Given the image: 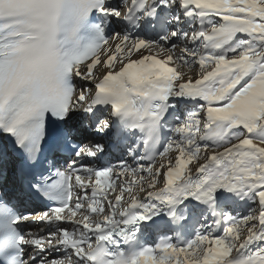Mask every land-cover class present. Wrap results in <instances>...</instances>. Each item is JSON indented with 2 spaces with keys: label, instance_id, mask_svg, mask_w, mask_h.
<instances>
[{
  "label": "snow or ice",
  "instance_id": "snow-or-ice-1",
  "mask_svg": "<svg viewBox=\"0 0 264 264\" xmlns=\"http://www.w3.org/2000/svg\"><path fill=\"white\" fill-rule=\"evenodd\" d=\"M0 264H264V0H0Z\"/></svg>",
  "mask_w": 264,
  "mask_h": 264
},
{
  "label": "bare ground",
  "instance_id": "bare-ground-1",
  "mask_svg": "<svg viewBox=\"0 0 264 264\" xmlns=\"http://www.w3.org/2000/svg\"><path fill=\"white\" fill-rule=\"evenodd\" d=\"M178 51V50H177ZM238 211H243L244 210V208L242 207V206H240V207H238V209H237ZM246 210V209H245Z\"/></svg>",
  "mask_w": 264,
  "mask_h": 264
},
{
  "label": "rangeland",
  "instance_id": "rangeland-1",
  "mask_svg": "<svg viewBox=\"0 0 264 264\" xmlns=\"http://www.w3.org/2000/svg\"><path fill=\"white\" fill-rule=\"evenodd\" d=\"M179 51V50H178Z\"/></svg>",
  "mask_w": 264,
  "mask_h": 264
}]
</instances>
